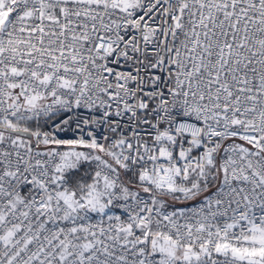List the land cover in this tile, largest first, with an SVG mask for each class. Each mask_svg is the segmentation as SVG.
Instances as JSON below:
<instances>
[{"label":"snow or ice","instance_id":"1","mask_svg":"<svg viewBox=\"0 0 264 264\" xmlns=\"http://www.w3.org/2000/svg\"><path fill=\"white\" fill-rule=\"evenodd\" d=\"M0 264H264V0H0Z\"/></svg>","mask_w":264,"mask_h":264}]
</instances>
